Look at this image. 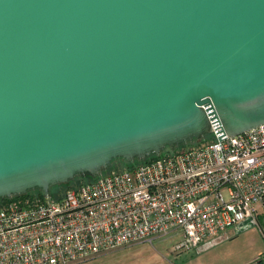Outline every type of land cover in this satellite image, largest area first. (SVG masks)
I'll return each instance as SVG.
<instances>
[{
	"label": "water",
	"instance_id": "obj_1",
	"mask_svg": "<svg viewBox=\"0 0 264 264\" xmlns=\"http://www.w3.org/2000/svg\"><path fill=\"white\" fill-rule=\"evenodd\" d=\"M264 123V0H0V199Z\"/></svg>",
	"mask_w": 264,
	"mask_h": 264
},
{
	"label": "built area",
	"instance_id": "obj_2",
	"mask_svg": "<svg viewBox=\"0 0 264 264\" xmlns=\"http://www.w3.org/2000/svg\"><path fill=\"white\" fill-rule=\"evenodd\" d=\"M165 150L43 198L0 200V264H76L174 235L199 249L264 216V123ZM200 250V249H199Z\"/></svg>",
	"mask_w": 264,
	"mask_h": 264
},
{
	"label": "rangeland",
	"instance_id": "obj_3",
	"mask_svg": "<svg viewBox=\"0 0 264 264\" xmlns=\"http://www.w3.org/2000/svg\"><path fill=\"white\" fill-rule=\"evenodd\" d=\"M208 134L200 139L176 145L175 148L187 147L208 141ZM128 163L114 160L103 171L119 170ZM88 178L87 175H77L70 184H75ZM67 184L50 188L52 194L63 192ZM38 198L36 193L28 194ZM178 237L169 235L152 240L140 241L117 249L101 252L76 264H247L249 261L264 254V216L259 217V223H252L245 228H227L223 233L209 238L206 246L199 249H175Z\"/></svg>",
	"mask_w": 264,
	"mask_h": 264
},
{
	"label": "trees",
	"instance_id": "obj_4",
	"mask_svg": "<svg viewBox=\"0 0 264 264\" xmlns=\"http://www.w3.org/2000/svg\"><path fill=\"white\" fill-rule=\"evenodd\" d=\"M181 144H183V143H181ZM153 156H155V155H150L149 157H153ZM117 160H122V161L126 162V161L123 160V159H117ZM134 162H137V160L134 161ZM126 163H128V162H126ZM132 163H133V162H132ZM132 163H128L127 166H130ZM85 175H87L88 178L93 177V176H91V175H89V174H85ZM88 178H86V179H88ZM70 183H71V181H70V182H67V183H64V184H67V187H68V186L70 185ZM77 183H78V182H77ZM58 185H60V184H58ZM54 186H57V185H54ZM51 187H53V186H51ZM51 187H50V188H51ZM67 187H66V188H67ZM30 193H36L37 195H39L40 198H43V197H44V195H43V191H42L41 189H39V188H34V189H31V190H28L25 194H22V195H28V194H30ZM50 195H52L51 192H50ZM3 199H5V198H3ZM0 200H2V199H0ZM254 263H255V264H264V256L260 257V259L257 260V261L254 262Z\"/></svg>",
	"mask_w": 264,
	"mask_h": 264
},
{
	"label": "crops",
	"instance_id": "obj_5",
	"mask_svg": "<svg viewBox=\"0 0 264 264\" xmlns=\"http://www.w3.org/2000/svg\"><path fill=\"white\" fill-rule=\"evenodd\" d=\"M262 256H264V254L261 255V256H259L258 258L254 259V260L249 261L247 264H255L254 262H256L257 260H259L260 257H262Z\"/></svg>",
	"mask_w": 264,
	"mask_h": 264
}]
</instances>
